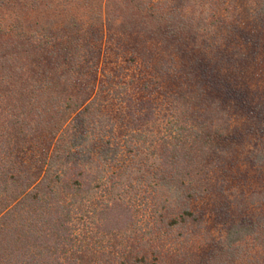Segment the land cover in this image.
Listing matches in <instances>:
<instances>
[{
    "label": "trees",
    "instance_id": "1",
    "mask_svg": "<svg viewBox=\"0 0 264 264\" xmlns=\"http://www.w3.org/2000/svg\"><path fill=\"white\" fill-rule=\"evenodd\" d=\"M0 264H264V0H0Z\"/></svg>",
    "mask_w": 264,
    "mask_h": 264
}]
</instances>
